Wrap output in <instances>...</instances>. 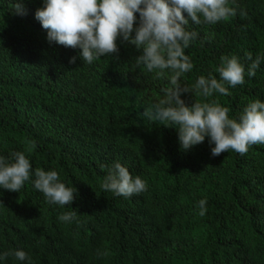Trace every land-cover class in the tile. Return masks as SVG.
I'll use <instances>...</instances> for the list:
<instances>
[{
	"label": "trees",
	"instance_id": "16d2710c",
	"mask_svg": "<svg viewBox=\"0 0 264 264\" xmlns=\"http://www.w3.org/2000/svg\"><path fill=\"white\" fill-rule=\"evenodd\" d=\"M16 2L0 0V156L23 152L33 170H56L77 195L60 207L31 182L19 193L0 189V252L23 250L31 264H264V144L213 157L206 138L181 150L176 129L143 115L169 87L167 72L138 66L139 52L119 40L118 54L84 63L78 50L47 42L34 18L41 0H23L24 15ZM229 6L236 15L227 20L186 26L198 37L185 49L193 68L183 85L209 73L219 80L223 56L246 70L247 54L264 56V0ZM228 91L204 102L228 107L230 118L264 102V62ZM115 162L147 190L129 198L103 191ZM69 211L76 220L61 222ZM4 264L20 262L9 255Z\"/></svg>",
	"mask_w": 264,
	"mask_h": 264
},
{
	"label": "clouds",
	"instance_id": "9594fccd",
	"mask_svg": "<svg viewBox=\"0 0 264 264\" xmlns=\"http://www.w3.org/2000/svg\"><path fill=\"white\" fill-rule=\"evenodd\" d=\"M41 3L34 18L46 30L50 45L78 50L80 61L90 64L118 54L119 40L139 52L135 61L138 66L155 71L157 76L168 73L169 87L161 90L162 98L146 107L143 115L176 129L181 150L187 151L206 138L213 157L229 150L243 155L250 146L264 144V102L257 99L248 103L238 118H230V109L216 101L204 102L215 93L228 95L229 88L244 84L245 71L248 77L255 76L264 56L253 59L247 54L251 61L247 70L236 56H223L216 68L219 80L209 73L207 77H197L190 87L181 83V77L193 68L185 49L198 37L186 26L190 21L196 25L216 24L236 15L229 0H41ZM13 9L17 15L26 14L23 0H17ZM76 59L71 57L69 63H75ZM186 93L202 99L189 105L182 99ZM26 182H31L51 205L70 206L77 195L76 188L66 186L56 170H33L23 152L0 156V189L19 193ZM100 187L125 198L147 190L146 182L132 176L119 162L108 168ZM206 203L205 199L198 201L201 216L206 212ZM58 219L72 223L76 213L69 211ZM9 255L20 264H31L25 251L11 247L0 252V264Z\"/></svg>",
	"mask_w": 264,
	"mask_h": 264
}]
</instances>
